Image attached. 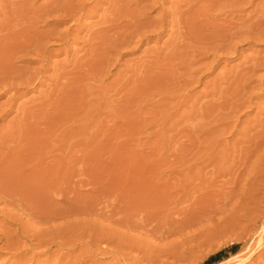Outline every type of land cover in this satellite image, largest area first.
<instances>
[{
  "label": "rangeland",
  "instance_id": "rangeland-1",
  "mask_svg": "<svg viewBox=\"0 0 264 264\" xmlns=\"http://www.w3.org/2000/svg\"><path fill=\"white\" fill-rule=\"evenodd\" d=\"M116 1L114 2L113 0L110 3L111 0H108V2L107 0H75V2L74 0H0V39L3 38L0 40V43L4 44L9 37L14 38V36L16 41L17 39H21L18 36L20 37L19 34L23 30V32L25 31L24 33H27L28 37L30 35L29 38L32 40V43L29 41L32 45L29 43L28 46L33 47L36 43L39 44V42H35L37 39L33 40L37 35L36 37L43 38L41 44H45L42 47L46 48L44 62L37 57L38 55H35L33 52L31 54V51L28 56L24 53L26 58L22 54L25 59L21 58V54L12 56L13 63L10 62V70L7 69L10 72L12 71L14 75L17 72L15 70L20 69L19 71L22 74L18 71L16 75L19 73L18 76L22 77L21 79L16 75L13 76V73L10 76L6 67H4V70L2 67L0 69V79H2L0 80V162H3L5 166L8 165V168L11 170L6 169L7 166H3L5 169L1 168V164L3 163H0V171H3L0 173L2 174L0 175V180L2 181L0 182V198H2L0 200V239L4 236L3 234L15 235L14 232L25 231L26 233L28 230L29 235L30 233L33 234L34 231L36 232L40 227L44 229L48 227L46 225H39L40 227H38V224L34 225L33 220L30 219L29 213L31 212L32 214V211L37 210L40 203L36 204V200L34 202V199H29L27 196L23 198L25 196L23 186L28 187L26 182L27 184L29 182L26 180L31 179L33 174L35 176L38 175L37 170L39 171L38 178L34 177L40 180V182L38 183L36 180V182L33 180V184L29 183L30 185H34V187L35 184L38 185L40 183H47V186L50 184V186H56L57 183L58 186V182L61 180L60 186H64L63 188H65L66 183L71 180L70 183L73 186L75 185L76 188L80 186L83 189L88 188L87 190H77L78 188L74 189L75 186H71L73 187L72 190L74 189L77 193L79 191L78 194L80 195L84 194V192L86 193V191L90 192H88L89 195H94L100 184L99 189L101 186H111L109 188L117 192L120 191L118 194L123 198L121 199L122 213L125 211L123 217L127 220L135 218L138 221L139 219L137 218H141L143 220L140 219L141 222L146 227L137 228V232V229L132 230L130 228V231L129 228L124 226L108 224L105 230L110 233L112 232L117 239L128 236L130 240L127 238L122 241H125L122 244L127 247L125 251L126 253H130V255L132 254V257L137 258L141 264H236L233 262L237 261V264H240L242 261L244 262V257L242 256H245L246 252H248V254L246 253L247 255L250 252L255 253L250 254L249 259L246 257L247 255L245 256V259H247L245 264H251V262L254 264L255 260L259 259L260 261L261 258L264 260V244H262L264 241H261L264 240L262 239L264 237H260L264 236V142H261L264 141L262 139L264 137H261L264 136V130H262L264 129L262 127L264 126V118H262L264 117L262 115L264 112L261 111L264 110V86H262L264 83L260 84L261 80L264 81L262 79L264 78V71L260 68L264 67H256V65L264 64V41H260V43L258 41L241 43L239 42L240 39H238L239 41L232 39L228 44L235 45L237 49L233 50L230 48L231 50L227 49L228 52L226 49H220L218 53L216 52L217 50L208 51V46L198 45L193 38L191 40L182 39L184 43L181 42V38H179L180 31H177V28L173 26L176 31L172 30L170 22L168 23L169 20H172V17L168 19V16L165 18V23L168 20L167 23L169 25L165 24L163 26L162 29L164 31L161 30L159 24L155 25V27L151 26V24L146 25L144 29H149L148 31L141 29V32H144V34L142 32L143 36L150 37L147 38L148 40L141 38L142 42L141 40L137 41L140 38L137 36V40L134 39V42L137 41V43L127 39V37L126 40L128 42H125L124 33H127L125 28L123 32L122 30L120 31V34L116 31V33L106 34L103 40L101 39L102 41L98 40L97 44L94 42V39L91 40V35L97 32L98 29L100 30L101 27L104 28L106 19L111 18L109 15L115 9L114 3ZM123 1L118 3L120 8L129 2V0ZM160 1L164 2L159 7H154L151 0H142V3H146L152 9L149 10L148 6L141 5L148 7L144 13L147 12L148 16L150 14L149 23L152 20L154 21V19L157 20L164 12L166 13L167 9L171 11L174 6L173 4L178 7L179 5L177 4L179 3L180 7L183 6V9L181 8L183 11L190 12L189 17L194 20L196 17L198 18H196L197 21L195 20L196 23H210L208 25H211L213 30V26L216 29L223 25L226 26L225 24L233 19L230 24H234L235 22V24H238L237 19L239 17L240 21L245 23V20L248 21L251 17L252 23L259 16L261 7H264V4H262L264 0H255L256 4L254 0L253 2L252 0H234V2L236 1L235 3L233 0L232 3H229L231 0H211L212 3L214 2L213 4H211L210 0H205V2L204 0H198V2L196 0ZM243 1H246V3ZM194 2L197 4L195 5ZM132 3H129V5L131 4L130 10L135 7ZM184 3L186 5H183ZM189 3L195 7L188 6ZM218 3H221V6ZM223 3L226 4L224 5ZM237 3L240 4L237 5ZM110 4L114 6H111V9L108 7ZM162 4H164L163 7ZM217 4L220 7L219 9L216 6ZM13 6L14 9L11 8ZM200 7H202V10H200ZM238 7H241V9ZM16 8L17 11H15ZM208 8L210 10L213 8L215 12L211 10L209 14ZM236 8L238 12L244 11L243 15L246 14L248 16L249 14V19H247L246 15L242 16L241 13H238ZM51 9H54L55 12L46 15V12ZM18 10L20 12L22 10L23 12L20 13ZM45 10L47 11L45 12ZM79 10L81 11L79 12ZM218 10L221 11V14L224 13V15H220ZM231 10L235 12L232 13ZM226 11L227 13H225ZM160 12L162 13L160 14ZM230 12L231 14H235L236 17L240 14L241 16L237 18L235 15V18L232 15L227 16L226 14ZM205 13L209 15L206 16ZM251 13H255L254 15L252 14L253 18ZM64 14L65 17H62ZM123 14L124 12L122 11ZM14 15L16 16L14 17ZM25 15H27L29 20ZM66 15H69L70 18H68L69 16L66 17ZM107 15L109 18H106ZM32 16L34 18L40 17L35 18V21ZM127 16L125 15L126 19H128ZM200 16L204 18L205 23ZM18 18H20L22 23H17L19 22ZM104 18L105 21L103 22ZM24 19L27 20L25 21ZM126 19L123 22L128 24L129 22H126ZM225 19L228 21L225 22ZM148 21L143 22L148 23ZM249 21L246 24L247 26L250 24ZM16 23L18 26L15 25ZM20 24L21 27L19 28ZM215 24H218V27ZM148 26L151 29H156L153 30L155 34L157 32V36L153 30L150 31L151 29ZM16 29L18 36L14 33L17 32L15 31ZM11 31V36L6 35L11 33ZM115 34L118 36L116 37ZM151 34L153 35L151 36ZM110 35L113 37L111 38ZM121 35H124V37H120L119 40V36ZM177 37L179 39H176ZM109 38L114 39V42ZM121 38L122 41L124 40V46H120L122 44ZM116 39L118 40L117 42ZM174 40L175 42H179L175 43ZM172 41L176 45L171 43ZM190 41L195 44L193 43L192 45ZM236 41L238 42V46L232 44L236 43ZM102 43L104 47L100 45ZM116 43H119L118 47ZM94 44L98 45V51L95 56L90 55V53L88 54L90 52L89 49ZM172 45L175 48H172ZM191 45L192 47H190ZM202 46L205 47L203 48ZM198 47L200 48L197 49ZM115 48L116 50H114ZM191 48L202 54L206 53L204 56L207 57H199L203 55L201 53L194 54L195 51ZM111 49L115 51L111 53L112 56L109 55L112 51ZM185 49L188 51L183 52ZM175 50L179 53H176ZM190 50L191 52L189 53ZM171 53L175 56V59ZM215 53H217V57L221 54L218 57L219 59L215 57ZM107 54L110 57H107ZM197 54L201 55L197 56ZM97 55L98 57H96ZM92 56L94 57L92 58ZM184 56H189V58L185 57L186 59H184ZM97 58L98 62L96 61ZM199 58L202 59L200 60ZM101 59L105 61L103 62ZM188 59L190 62L187 61ZM180 60H183L182 62L185 65H182L183 63L179 64ZM22 63L24 64L22 65ZM41 65L45 67H41L43 69L39 70V72L35 71L41 69ZM21 66L26 69H22L24 72H22ZM89 66H94L95 68ZM178 66L183 69H179ZM248 66L249 68H247ZM184 67H187V69ZM255 67L259 71H255L254 73L256 74H248ZM33 71L36 72L35 75ZM198 71L200 72L195 74ZM243 75L246 76L247 80ZM8 76L10 77L9 79L7 78ZM5 78H7L6 81ZM23 79H28V81L22 82L21 80ZM187 79L188 81H186ZM224 79L227 81H224ZM181 80L183 82L179 84L178 81ZM253 81L254 83H252ZM175 82L178 85H176L177 83L174 84ZM187 82L192 84L187 85ZM245 84L248 86V89ZM8 85H12V87L10 86V88ZM6 87H9V89L6 90ZM213 90H215V94ZM256 117L258 121H256ZM33 119H36V121L34 122ZM255 123L258 125H255ZM260 123L262 126H260ZM15 156H17L19 161L17 159V162H15ZM6 160L8 161L7 163L5 162ZM82 162H85V164ZM12 163L13 167H10L9 164ZM23 167H26V169H23ZM81 168L87 171L88 174L85 172L86 177H84ZM21 169L20 174L18 170ZM79 170L81 171V178ZM24 171L25 173L33 171L30 174L31 177L29 176L30 172H27V175ZM70 171L74 173L78 172V174L69 175L68 173H73ZM5 173L10 174V176ZM11 173L14 174L13 180L10 178L12 182L9 181V183L5 182L3 184L6 180L8 182L9 178H6L7 176L12 177ZM64 174H67L68 177H64ZM22 175H26V177ZM3 178L6 180L3 181ZM20 178H23L22 180L25 181V185H21L22 180ZM82 178H87L85 181H88L86 184L89 186L79 183H84V179L80 180ZM15 179L18 181L14 183ZM32 179L29 181L32 182ZM76 179L79 180L77 181ZM23 181L22 183H24ZM76 181L80 186L77 183V185L74 184ZM89 181L91 183L96 182L97 187H93V189L96 188L95 190L92 189L91 191L90 187L95 182L91 184ZM14 184L15 186L19 185V187H22H17L21 192H19V189L17 190L19 195L23 193L20 196L23 202H20V198L18 197H16L18 199L14 197L12 201L5 196L6 194L12 195L9 193V189ZM2 188L4 190L9 189L4 191ZM74 190L73 192H75ZM33 191L29 192V196L36 194L35 190ZM73 192L70 193L73 194ZM77 193H74V196L76 194L75 197L72 194L69 196L66 194V197L67 199L76 198ZM88 193L84 195L87 196ZM127 194L128 196L126 197ZM84 195L81 197L84 198ZM42 196L43 194L41 193ZM26 198H28V201ZM110 200L112 201V198ZM29 201L36 205L26 204ZM111 201L109 205L113 207ZM14 202L19 203L16 205ZM20 203L24 205L22 204L21 206ZM7 205L9 210L7 209ZM25 205L32 207H26ZM12 206H16V208ZM20 206L22 209H17ZM3 208L4 210H2ZM12 208H15L17 211L19 210V214L14 209L12 210V214ZM31 208H34V210H31ZM135 210L138 214H136ZM131 211L135 214L131 213ZM24 214H26L25 217ZM72 217H69L70 220L62 218L69 221L76 220L75 222H70L71 224L62 219H58L57 221L59 222L56 220L51 222L49 226L53 229L51 231L56 229L55 231L61 232L62 230L61 233H65L63 234L64 237L70 236L69 238H71L73 235L75 237L77 232L79 233L80 230L85 228L87 232L93 231L95 233V231H98L97 229L100 230L103 222L96 218V216H90L94 217V219L89 216L87 218L84 215L83 217L81 215ZM78 218L82 220L81 223L83 224L79 223ZM82 218H84V222ZM21 219H24L25 223ZM87 220L88 222H86ZM90 220L96 221L92 222ZM15 222H17L18 226H23L18 227ZM60 222L64 225L58 227L59 224L57 225V223ZM52 226L56 227L53 228ZM61 226L66 229L64 228L63 230ZM20 228L22 229L21 231ZM92 228L95 230H92ZM67 230L70 232L69 235ZM122 234L125 236H122ZM126 241L128 242L126 243ZM131 242L133 243L130 244ZM255 244H260V246H257L260 248H257ZM234 246H236L235 249H232ZM3 247L5 248L0 243V251L2 250L0 252V264L25 263L24 260L21 261L22 258L17 257L18 253H15V249L10 248L9 250H12L9 251L2 249ZM253 247L257 249L254 248V250L252 249ZM7 251L10 253H7ZM12 251L15 255L11 253ZM259 251L262 254L258 253ZM16 252L18 251L16 250ZM216 256L219 257L216 259ZM42 257L46 258L44 255H39L37 257L38 260H36L37 262L32 261L29 264H43L42 260L44 261L45 258L43 259ZM257 261L255 264H257ZM128 262L127 260L126 263L128 264ZM243 262L241 264H244ZM259 263L264 264V261H260ZM129 264L132 263L129 262Z\"/></svg>",
  "mask_w": 264,
  "mask_h": 264
},
{
  "label": "bare ground",
  "instance_id": "bare-ground-1",
  "mask_svg": "<svg viewBox=\"0 0 264 264\" xmlns=\"http://www.w3.org/2000/svg\"><path fill=\"white\" fill-rule=\"evenodd\" d=\"M110 1V0H109ZM112 1L113 0H111V2L110 3H112ZM123 0H117L116 1V3H114L115 2V0H114V6H115V9H113L112 10V14H108L109 16H111V18H109V16L107 15L106 16V18L108 17L109 19H106V22H105V24H104V28H100V30L98 29V31L97 32H95V33H92V35H91V40L92 39H94L95 41V43H97L98 44V40H103V37H105V35L106 34H109V33H114L115 31L116 32H119V34L121 33L120 31L122 30V32H123V29H125L126 28V30H127V33L125 34L124 33V35H125V42H128L127 40H126V37H127V39H129V40H133V42H134V39L135 40H137V36H139L138 38V40L137 41H140L141 40V38H144V39H146V40H148L147 38L149 37V36H146L145 37V35L143 36L142 35V32H141V29H143L144 31L145 30H149V29H144V28H146V25H150L151 24V26H153V27H155V25L157 26V24H159V26H160V28H161V30H163L162 28H163V26H165V24H168L169 22H170V26H171V28H172V30L176 27L177 28V31L179 30L180 31V33H179V38H181V42H183L184 43V41L183 40H185V39H189V40H191L192 38L195 40V42H197L198 43V45L200 44V46L201 45H206V46H208V51H210V50H217L216 52L218 53V50H225L226 49V51H227V49H233V50H235V49H237L236 48V46L234 45H229L228 43L229 42H231L230 40H234V39H236V40H238V39H240V41L239 42H252V41H258L259 43H260V41H264V7H261L260 9H261V11H260V14H259V16L256 18V20L255 21H252V23H251V17H250V19L248 18V16H249V14H248V12H247V14H248V16H247V19H249L248 21H249V23L250 24H248V26L246 25L247 24V20H245L246 21V23L245 22H242V21H240V17L239 16H241V14H242V16H245V15H243V12H238V9L236 10L238 13H241L240 15H238L237 17H239L237 20H238V24H230V22H232L233 20H231L229 23H226L225 25L226 26H222V27H219V28H215V26H213L214 27V30H213V28H211V25L209 26L208 24H210V23H208L207 24V22H206V24H198V23H196L195 22V20H196V18H195V20L193 19V18H191V17H189V13L190 12H187L186 10L185 11H183L182 9V7H180V4L178 3H176L177 5H179L178 7L177 6H175V4H173L174 6L172 7V9H171V11H168V9H167V11H166V13L164 12L157 20H155L154 19V21L152 20L150 23H149V21L148 20H150V18H149V16H150V14H149V16L146 14V13H144L145 12V10H146V8H148L149 6L145 3H142V0H135V1H133V0H129V2H127L128 4H126L124 7H119V5H118V3H121ZM150 1V0H149ZM152 2V6H154V7H156V6H160L161 5V3H163V2H161L160 0H151ZM184 1V0H183ZM182 1V2H183ZM188 1H191V0H188ZM193 1V0H192ZM197 2H198V0H196ZM206 1H209V0H206ZM211 1V0H210ZM220 1H222V0H220ZM227 1V0H226ZM229 1V0H228ZM237 1V0H236ZM235 1V2H236ZM239 1V0H238ZM257 1V0H256ZM7 2V1H6ZM10 2V1H9ZM67 2V1H66ZM70 2V1H69ZM74 2H75V0H74ZM107 2H108V0H107ZM124 2V1H123ZM131 2H133L132 3V5H134L135 7H134V9L132 8V10H130V6H131V4L129 5V3H131ZM144 2V1H143ZM147 2V1H146ZM204 2H205V0H204ZM217 2V1H216ZM233 2H234V0H233ZM234 2V3H235ZM243 2H245L246 3V1H243ZM249 2V1H248ZM251 2V1H250ZM252 2H253V0H252ZM251 2V3H252ZM262 2H264V1H262ZM3 3V2H2ZM8 3V2H7ZM99 3V2H98ZM151 3H150V5H151ZM191 3V2H190ZM190 3L188 4V6H192V5H190ZM195 3V5L197 4L196 2H194ZM199 3H200V1H199ZM202 3V2H201ZM207 3V2H206ZM214 3V2H213ZM212 3V1H211V4H213ZM229 3H232V0H231V2L229 1ZM233 3V4H234ZM244 3V4H245ZM251 3H249L250 5H251ZM254 3L256 4V2H255V0H254ZM13 4V3H12ZM12 4H10V5H12ZM19 4V3H18ZM65 4V3H64ZM107 4H109V3H107ZM145 5V6H148V7H144V6H141V5ZM182 4V3H181ZM205 4V3H204ZM209 4V3H208ZM218 4H220V6H221V3H218ZM218 4L216 5V6H218ZM224 5L226 4V3H223ZM222 4V5H223ZM238 4H240V3H237V5ZM254 4V5H255ZM262 4H264V3H262ZM14 6H15V4H13ZM21 5V4H20ZM71 5V4H70ZM113 5V4H112ZM111 4L110 5H108V7H110V9H111V6H112ZM124 5V4H123ZM163 5L164 4H162V7H163ZM183 5H186L185 3L183 4ZM199 5V4H198ZM227 5H228V2H227ZM235 5V4H234ZM259 5H261V3H259ZM14 6L13 7H11V8H13L14 9ZM79 6H80V4H79ZM97 6H98V4H97ZM114 6H112V7H114ZM206 6V5H205ZM212 6V5H211ZM215 6V7H216ZM257 6H258V4H257ZM20 7V6H19ZM24 7V6H23ZM161 7V8H162ZM187 7V6H186ZM193 7H195V6H192V8ZM209 7V6H208ZM214 7V8H215ZM229 7H231V6H229ZM245 7H246V5H245ZM248 7H250V6H248ZM252 7V6H251ZM259 7V6H258ZM10 8V9H11ZM21 8V7H20ZM63 8H65V7H63ZM68 8V7H67ZM70 8V7H69ZM79 8H81V7H79ZM150 8V7H149ZM160 8V9H161ZM182 8V9H181ZM201 8V9H200ZM200 8H198V9H200V10H202V7H200ZM203 8H204V5H203ZM220 7L218 6V9H219ZM224 8V7H223ZM222 8V9H223ZM226 8V7H225ZM239 8V7H238ZM55 9V8H54ZM54 9H51V10H45V12H46V15H50V14H53L54 12H55V10ZM73 9V8H72ZM84 9V8H83ZM165 9V8H164ZM187 9V8H186ZM189 9V8H188ZM191 9V8H190ZM197 9V10H198ZM209 9V8H208ZM221 9V10H222ZM232 9V8H231ZM239 9H241V7L239 8ZM244 9V8H243ZM242 9V10H243ZM259 9V10H260ZM62 10V9H61ZM75 10V9H74ZM149 10H152L151 8L149 9ZM193 10V9H192ZM204 10V9H203ZM211 10H213V8L211 9ZM210 9H209V14H210V11H211ZM234 10V9H233ZM255 10V9H254ZM11 12H12V10H10ZM15 11H17V8H16V10ZM14 11V12H15ZM19 12H20V10H18ZM59 11H60V9H59ZM63 11H64V9H63ZM81 10H79V12H80ZM122 11L124 12V16L122 15ZM162 11V10H161ZM193 11H196V10H193ZM205 11H207V10H205ZM214 11V10H213ZM229 11V10H228ZM241 11V10H240ZM252 11V10H251ZM256 11V10H255ZM21 12H23L22 10H21ZM20 12V13H21ZM42 12H44L43 10H42ZM41 12V13H42ZM74 12V11H73ZM109 12V13H110ZM127 12H129V13H127ZM151 12V11H150ZM196 12H198V11H196ZM200 12V11H199ZM215 12V11H214ZM220 12V15H224V13H222L221 14V11H219L218 10V13ZM231 12H232V10H231ZM231 12L230 13H228V14H230V15H228V14H226L227 16H233V18H235L236 17V15L235 14H231ZM233 12H235V11H233ZM232 12V13H233ZM20 13H18V15H20ZM38 13V12H37ZM48 13V14H47ZM71 13H72V10H71ZM127 13V14H126ZM162 12H160V14H161ZM208 13V12H207ZM225 13H227V11L225 12ZM246 13V12H245ZM11 14V13H10ZM14 14V13H13ZM56 14H57V11H56ZM67 14V13H66ZM69 14V13H68ZM209 14H207V15H209ZM211 14H213L212 12H211ZM253 13H251V15H252ZM255 14V13H254ZM253 14V15H254ZM8 15V14H7ZM12 15V14H11ZM17 15V14H16ZM16 15H14V17L16 16ZM17 15V16H18ZM44 15V14H43ZM125 15H128L127 16V18L128 19H126V17H125ZM191 15V14H190ZM194 15V14H193ZM205 15H206V13H205ZM206 15V16H207ZM234 15H235V17H234ZM253 15H252V18H253ZM5 16V15H4ZM24 16V15H23ZM26 17H27V15H25ZM69 15H66V17H68ZM169 16V18L168 19H170V17H172L171 19V21L169 20H167L168 21V23H167V21H166V23H165V18H167ZM212 16H215V15H212ZM256 16V15H255ZM254 16V17H255ZM9 17H10V15H9ZM12 17V16H11ZM26 17H24V18H26ZM33 17V16H32ZM38 17H40V16H38ZM38 17H35V18H38ZM62 17H65V14H64V16H62ZM61 17V18H62ZM123 17H125V18H123ZM151 17V16H150ZM236 17V18H237ZM20 18H21V20H22V17L20 16ZM20 18H18L19 19V22H17V23H20L21 22V20H20ZM34 18V17H33ZM34 18V19H35ZM52 18V17H51ZM68 18H70V16L68 17ZM153 18V17H152ZM155 18V17H154ZM200 18L201 19H203V22H204V18H202L201 16H200ZM227 18V17H226ZM231 18V17H230ZM17 19V18H16ZM27 19H28V17H27ZM26 19V20H27ZM31 20H32V18H30ZM40 19V18H39ZM124 19H126V22H129L128 24H125L124 22H123V20ZM198 19V18H197ZM209 19H210V16H209ZM243 19V18H242ZM25 20V19H24ZM25 20V21H26ZM29 20V19H28ZM129 20V21H128ZM221 20V19H220ZM254 20V19H253ZM17 21V20H16ZM23 21V20H22ZM33 21V20H32ZM35 21H36V19H35ZM38 21H40V20H38ZM105 21V18H104V20H103V22ZM143 21H145V22H147L148 21V23H145V22H143ZM197 21V20H196ZM209 22H210V20H208ZM215 21H217V20H215ZM226 21H228V20H226L225 19V22ZM219 23H220V21H218ZM222 22V21H221ZM224 22V23H225ZM17 23L15 24V25H17ZM22 23V22H21ZM31 23V22H30ZM171 23H172V25H171ZM205 23V22H204ZM212 23H213V19H212ZM216 23V22H215ZM218 23V24H219ZM223 23V24H224ZM6 25H7V23H5ZM218 24L216 25V27H218ZM221 24V23H220ZM228 24V25H227ZM103 25V24H102ZM107 25V26H106ZM145 25V26H144ZM169 25V24H168ZM214 25V24H213ZM9 26V25H8ZM18 26V25H17ZM106 26V27H105ZM174 28H173V27ZM198 26H200V27H198ZM3 27V26H2ZM21 27V24H20V26H19V28ZM24 27V26H23ZM32 27V26H31ZM149 27V26H148ZM147 27V28H148ZM167 27V26H166ZM169 27V26H168ZM6 28V27H5ZM9 28H11V27H9ZM9 28H7V29H9ZM30 28V27H29ZM150 28V27H149ZM159 28V29H160ZM170 28V27H169ZM170 28V29H171ZM6 29V30H7ZM23 29V28H22ZM25 29V28H24ZM151 29V28H150ZM153 29H155V28H153ZM153 29H151L150 31H152ZM159 29H157V30H159ZM216 29V30H215ZM5 30V31H6ZM25 30H27V29H25ZM125 30V31H126ZM156 30V29H155ZM171 30V32H173ZM175 31H176V29H174ZM2 31H4V30H2ZM15 31H17V29L15 30ZM22 31V32H21ZM20 32H21V34H19L20 35V37L17 35V33H18V31L17 32H14L15 33V35L16 36H18V38H21V39H17V41H16V39H14L15 38V36H14V38H11V37H9V39H7L6 41H5V43L4 44H1L0 43V69H1V67H2V69L4 70L5 68L4 67H6V70H7V72L10 70L9 69V67H10V62H12V56H14V55H18V54H21V58H24L23 57V55H24V53L28 56V54H29V52L31 51V54H32V52L35 54V55H38L37 57H39L40 59H42V61L44 62V60L43 59H45L46 57L44 56V54H45V52H46V48L45 47H42L43 45H45V44H41L42 42H43V38H41V37H36L37 35L36 34H33V35H36L34 38H33V40L35 41L36 39V41L35 42H39V44H35V45H33V47L32 46H28L29 45V43L32 41V40H30V35H29V37H28V35H27V33H24L23 32V30H21ZM28 31V30H27ZM149 31V32H150ZM164 31V30H163ZM7 32V31H6ZM9 32V31H8ZM28 32H31V31H28ZM115 32V33H116ZM153 32H154V30H153ZM158 32H162V31H158ZM32 33V32H31ZM34 33V32H33ZM11 34H12V31H11V33H9V34H6V35H8V36H11ZM141 34V35H140ZM143 34H144V32H143ZM145 34H146V32H145ZM154 34H155V32H154ZM156 34H157V32H156ZM155 34V35H156ZM3 35V34H2ZM51 35V34H50ZM113 35V34H112ZM112 35H110V37L112 38L113 36ZM116 35V34H115ZM124 35H121V36H119V40H120V37H124ZM150 35V34H149ZM153 34H151V36H152ZM177 36H178V34H176ZM7 36V37H8ZM118 35H116V37H117ZM157 36V35H156ZM159 36V35H158ZM173 36V35H172ZM175 36V35H174ZM0 37H1V35H0ZM12 37H13V35H12ZM116 37H114V38H116ZM176 37V36H175ZM62 38V37H61ZM111 38H109V39H111ZM150 38V37H149ZM152 38V37H151ZM174 38V37H173ZM178 37L176 38V39H179ZM1 39H3V38H1ZM0 39V40H1ZM108 39V41H110ZM118 39V38H117ZM116 39V42L118 41ZM124 39V38H123ZM175 39V38H174ZM183 39V40H182ZM5 40V39H4ZM101 40V41H102ZM112 41L114 40V39H111ZM30 41V42H29ZM33 41V42H34ZM90 41V40H89ZM97 41V42H96ZM121 41H122V38H121ZM137 41L136 42H134V43H137ZM4 42V41H3ZM88 42V41H87ZM92 42V41H91ZM91 42H89V43H91ZM94 42H92V43H94ZM100 42V41H99ZM114 42V41H113ZM141 42H142V40H141ZM174 42H175V40H174ZM173 41L171 42V43H174ZM177 42H179V41H176L175 43H177ZM180 42V43H181ZM191 42V41H190ZM257 42V43H258ZM32 43V42H31ZM30 43V44H31ZM88 43V44H89ZM91 43V44H92ZM132 43V42H131ZM174 43V44H175ZM186 43H188L187 41H186ZM194 43V42H193ZM193 43L191 42V44L193 45ZM237 41H236V43H232V44H236L237 45ZM40 44H41V46H40ZM97 44H94V45H92L91 46V48L89 49V51L90 52H88V54L90 53V55H96V52L98 51V45ZM109 44V43H108ZM117 44V47L119 46V43H116ZM124 44V40L122 41V44L120 45V46H124L123 45ZM127 44V43H126ZM130 44V43H129ZM173 44V45H174ZM195 44V43H194ZM248 44V43H247ZM250 44V43H249ZM32 45V44H31ZM90 45V44H89ZM100 45H103V43L102 44H100ZM173 45H172V48H175V46L173 47ZM176 45V44H175ZM180 45V44H179ZM185 45V44H184ZM188 45H190V44H188ZM187 45V46H188ZM192 45L190 46V47H192ZM227 45H229V46H227ZM244 45V44H243ZM127 46V45H126ZM182 46V45H181ZM195 46V45H194ZM238 46V45H237ZM103 47H104V45H103ZM103 47H101V48H103ZM115 47V46H114ZM116 47V48H117ZM185 47H186V45H185ZM203 47V46H202ZM205 47V46H204ZM203 47V48H204ZM113 48V47H112ZM116 48L114 49V50H116ZM200 47H198L197 49H199ZM207 48V47H206ZM239 48V47H238ZM106 49H108V48H106ZM191 49H193V51H195V53L194 54H196V53H201V52H199V51H197V50H194V48H191ZM230 49V50H231ZM100 50V49H99ZM112 50V49H111ZM114 50H112L111 52H110V54H109V52H108V54L109 55H111V53H114L115 51ZM201 50V49H200ZM106 51V50H105ZM108 51V50H107ZM176 51V50H175ZM174 51V52H175ZM178 51H181V50H178ZM186 51H188V50H184L183 52H186ZM192 51V52H193ZM202 51V50H201ZM207 51V52H208ZM104 52V51H103ZM102 52V53H103ZM173 52V53H174ZM191 52V50L189 51V53ZM215 52V51H214ZM228 52V51H227ZM231 52V51H230ZM229 52V53H230ZM234 52V51H233ZM238 52V51H237ZM2 53V54H1ZM117 53V52H116ZM176 53H179V52H177L176 51ZM176 53H175V55H176ZM188 53V54H189ZM217 53H215V57H217L216 56V54ZM220 53V52H219ZM221 53H223L222 51H221ZM226 53V52H225ZM228 53V54H229ZM236 53V52H235ZM23 54V55H22ZM107 54V57L109 56ZM172 54V53H171ZM181 55H182V53H180ZM184 54V53H183ZM193 54V53H192ZM202 54V53H201ZM201 54H197V56L198 55H201ZM206 54V53H205ZM205 54H202L203 56H199V57H207V56H204ZM231 54V53H230ZM234 54V53H233ZM173 55V54H172ZM178 56H179V54H177ZM180 55V56H181ZM186 55H187V53H186ZM208 55V54H207ZM212 55V54H211ZM221 55V54H220ZM220 55H218V57L220 56ZM223 55V54H222ZM224 55H226V54H224ZM25 56V55H24ZM94 56H92V58L94 57ZM99 56H101V55H99ZM106 56V55H105ZM112 56V55H111ZM174 56V55H173ZM191 57H192V55H190ZM196 58H197V56L196 55H194ZM209 56V55H208ZM36 57V58H37ZM96 57H98V55L96 56ZM110 57V56H109ZM177 57V56H176ZM185 57H187V56H184V59H186ZM217 57V58H218ZM19 58V57H18ZM25 58H26V56H25ZM24 58V59H25ZM91 58V59H92ZM102 58V57H101ZM183 58V57H182ZM187 58H189V56L187 57ZM202 58H199L200 60L202 59ZM27 59H29L28 57H27ZM174 59H175V56H174ZM191 59V58H190ZM193 59V58H192ZM195 59V58H194ZM219 59V58H218ZM19 60V59H18ZM34 60V59H33ZM24 61V60H23ZM22 61V62H23ZM26 61V60H25ZM28 61V60H27ZM30 61V60H29ZM41 61V62H42ZM97 62H98V58H97V60H96ZM101 61H103V59H101ZM105 61V60H104ZM103 61V62H104ZM179 61V60H178ZM181 62H179V64L180 63H183L182 65H185L184 64V62H182L183 60H180ZM187 61H189L190 62V60L188 59ZM192 61V60H191ZM255 61V60H254ZM21 62V61H20ZM31 62H35V61H31ZM40 62V61H39ZM174 62H175V60H174ZM194 62V61H193ZM195 62L197 63V61L195 60ZM252 62H253V60H252ZM7 63H8V65H7ZM13 63V62H12ZM25 63V62H24ZM24 63H22V65L24 64ZM28 63V62H27ZM95 63V62H94ZM106 63H107V60H106ZM173 63V62H172ZM176 63H178V62H176ZM200 63V62H199ZM256 63V62H255ZM21 64V63H20ZM29 64V63H28ZM32 64V63H31ZM31 64H30V66H31ZM35 64V63H34ZM201 64V63H200ZM252 64V63H251ZM261 64V63H260ZM103 65V64H102ZM104 65H105V63H104ZM103 65V66H104ZM255 65V64H254ZM13 66H14V64H13ZM26 66V65H25ZM202 66V65H201ZM203 66H205V65H203ZM253 66V65H252ZM251 66V67H252ZM41 67H43V65H41L40 66V68ZM45 67V66H44ZM43 67V68H44ZM89 67H94V66H89ZM256 67H264V64H261V65H256ZM256 67H255V69H256ZM9 70H8V69ZM19 68V67H18ZM18 68H15V69H18ZM24 67H22L21 66V70L23 69ZM43 68H41V69H38V70H35V71H37V72H39V70H42ZM95 68V67H94ZM178 68L179 69H183V68H180L179 66H178ZM184 68H186L187 69V67H184ZM247 68H249V66L247 67ZM201 69V68H200ZM202 69H203V67H202ZM201 69V70H202ZM252 69V68H251ZM254 69V68H253ZM250 70V71H252V72H250V73H248V74H251V73H254L255 71H259L258 69H256V70ZM260 69H262V71H264V68H260ZM3 70H2V72H3ZM6 70H5V72H6ZM20 69H18V70H15V72L17 71H19ZM24 70H26L25 68H24ZM28 70V69H27ZM193 70V69H192ZM197 70H198V68H197ZM249 70V69H248ZM30 71H31V68H30ZM183 71V70H182ZM195 71V70H194ZM17 72H16V74H17ZM22 72H24L23 70H22ZM34 72V71H33ZM186 72V71H185ZM184 72V73H185ZM196 72V71H195ZM194 72V73H195ZM200 71H198L197 73H195V74H198ZM243 72H245V71H243ZM9 73H10V76H11V73H13L12 71L10 72L9 71ZM19 73H21V71H19ZM19 73H18V75H19ZM35 73L36 72H34L33 74L35 75ZM183 73V74H184ZM189 73V72H188ZM259 73V72H258ZM257 73V74H258ZM3 74H5V73H3ZM3 74H2V77H3ZM7 75H8V73H6ZM15 74V75H16ZM22 74V73H21ZM24 74V73H23ZM26 74V73H25ZM27 74H29V73H27ZM32 74V73H31ZM39 74V73H38ZM187 74V73H186ZM195 74H193V75H195ZM244 74V73H243ZM248 74H245V75H248ZM254 74H256V73H254ZM14 75V73H13V76H15ZM18 75H16V76H18ZM242 75V74H241ZM245 75H243V76H245ZM1 76V75H0ZM22 76H25V75H22ZM240 76V75H239ZM249 76V75H248ZM252 76V75H251ZM179 77H180V75H179ZM184 77V76H183ZM192 77H194V76H192ZM254 77V76H253ZM8 79L10 78L9 76L7 77ZM7 78H5V81L7 80ZM14 78V77H13ZM18 78H22V77H19L18 76ZM181 78H182V76H181ZM180 78V79H181ZM191 78V77H190ZM195 78V77H194ZM198 78V77H197ZM244 78H246V76L244 77ZM243 78V79H244ZM3 79H4V77H3ZM192 79V78H191ZM227 79V78H226ZM226 79H224V81L226 80ZM237 79V78H236ZM253 79H255V78H253ZM259 79H261V78H259ZM262 79H264V78H262ZM0 80H2V79H0ZM184 80H185V77H184ZM196 80V79H195ZM198 80V79H197ZM223 80V79H222ZM228 80V79H227ZM226 80V81H227ZM246 80H247V78H246ZM246 80H243V81H246ZM4 81V80H3ZM22 82L23 81H25V82H27L28 81V79H23V80H21ZM186 81H188V79L186 80ZM190 81V80H189ZM194 81V80H193ZM201 81V80H200ZM221 81V80H220ZM241 81V80H240ZM239 81V82H240ZM254 81H256V80H254ZM254 81L252 82V83H254ZM260 81V80H259ZM259 81H258V83H259ZM179 82V84H180V82H183L182 80L181 81H178ZM257 82V81H256ZM261 83L260 84H262V83H264V81H260ZM177 82H175L174 84H176ZM221 83V82H220ZM223 83V82H222ZM244 83V82H243ZM248 83V82H247ZM250 83H251V80H250ZM3 84V83H2ZM173 84V83H172ZM183 84V83H182ZM181 84V86L183 87V88H185L183 85ZM188 84H192V83H188L187 82V85ZM196 84V83H195ZM198 84H199V82H198ZM259 84V85H260ZM176 85H178V83L176 84ZM197 85V84H196ZM200 85V84H199ZM251 85V84H250ZM253 85V84H252ZM259 85H258V87H259ZM6 86H7V84H6ZM9 86V85H8ZM11 87H12V85H10ZM9 86V87H10ZM21 86V85H20ZM245 86H246V84H245ZM262 86H264V85H262ZM261 86V87H262ZM0 87H1V84H0ZM9 87L6 89V90H8L9 89ZM10 87V88H11ZM247 87V89H248V86H246ZM249 87H251V86H249ZM3 88V87H2ZM1 88V89H2ZM176 88H177V86H176ZM178 88H179V86H178ZM240 88H242V87H240ZM255 88V87H254ZM181 89V88H180ZM216 89V88H215ZM245 89V88H244ZM250 89V88H249ZM177 90H179V89H177ZM184 90V89H183ZM178 92V91H177ZM215 92V90H213V93ZM215 94V93H214ZM181 98H182V96H181ZM178 102V101H177ZM179 102H180V99H179ZM178 105V104H177ZM262 112H264V110H261ZM261 113V112H260ZM35 114V113H34ZM261 115V114H260ZM262 115H264V114H262ZM36 116V115H35ZM34 116V117H35ZM258 116V115H257ZM32 117H33V115H32ZM36 118V117H35ZM261 118V117H260ZM262 118H264V117H262ZM34 120V122L36 121V119H33ZM260 120H262V119H260ZM256 121H258L257 120V117H256ZM260 122V121H259ZM259 122H257V123H259ZM262 123V122H261ZM261 123H260V126H262L261 125ZM255 125H258V124H256L255 123ZM262 127H264V126H262ZM262 130H264V129H262ZM259 133H261L260 131H259ZM258 133V134H259ZM258 134H256V135H258ZM262 134V133H261ZM245 136H248V135H245ZM258 137V136H257ZM261 137H264V136H261ZM254 138H255V136H254ZM262 139H264V138H262ZM255 141V140H254ZM260 141V140H259ZM261 142H264V141H261ZM257 145V144H256ZM8 155V154H7ZM7 155H6V157H7ZM1 157V156H0ZM10 157V156H9ZM20 157V156H19ZM3 158V157H2ZM5 158V157H4ZM14 158V157H13ZM25 158H26V156H25ZM17 156H15V162H17ZM22 159H24V158H22ZM4 160V159H3ZM8 160V159H7ZM5 161L6 163L8 162V161ZM11 160V159H10ZM26 160V159H25ZM18 161H19V159H18ZM0 163H3V162H0ZM83 163V162H82ZM4 164V163H3ZM3 164H1V168H4L3 166H5V164L3 165ZM83 164H85V162L83 163ZM10 165V167H13L12 165H13V163L12 164H9ZM7 166V167H6ZM5 167H6V169H8L9 171H11L9 168H8V165H6ZM83 167H84V165H82ZM86 166V165H85ZM14 167H17V166H14ZM0 168V169H1ZM85 168V167H84ZM5 169V168H4ZM3 169V170H4ZM16 169H18V168H16ZM23 169H26V167L24 168L23 167ZM32 170V169H31ZM34 171H35V169H33ZM72 170V169H71ZM81 170H82V172L84 173V177H86L85 176V172L87 173V171L86 170H84V169H82L81 168ZM84 170V171H83ZM7 171V170H6ZM20 171H22V169L21 170H18V173H20L21 174V172ZM74 171V170H73ZM73 171H70V172H73ZM78 171V170H77ZM77 171H75V172H77ZM80 171V170H79ZM1 172H3V171H0V173ZM28 173H29V176L31 177V173L33 172V171H27ZM26 172V173H27ZM36 172H38V175H39V171H37L36 170ZM10 173V172H9ZM17 173V174H18ZM24 173H25V171H24ZM25 173V174H26ZM28 173H27V175H28ZM65 173H68V172H65ZM6 174V173H5ZM12 174V173H11ZM69 175H72V174H75V175H77L78 174V172L77 173H68ZM88 174V173H87ZM0 175H2V174H0ZM6 175H8V174H6ZM5 175V176H6ZM13 175L14 174H12L11 176L12 177H8V176H10V174L6 177V178H9L8 179V182H7V180L5 179V178H3V181L4 180H6V181H4L3 182V184L6 182V183H9V181H10V178H12L11 180H13ZM38 175H34L33 174V176H32V182H30L31 181V179H24V180H26V181H28L29 183H32L33 184V180L35 181H37L38 183L40 182V180H37L36 178H38L37 176ZM65 176L64 177H68V175L67 174H64ZM74 175V177L76 178V176ZM80 178H81V171H80ZM78 175V176H79ZM15 176H17V175H15ZM14 176V177H15ZM18 176H20L19 174H18ZM17 176V177H18ZM22 176H25L26 177V175H22ZM21 176V177H22ZM36 178H35V177ZM73 176V175H72ZM25 177H23V178H25ZM71 177V176H70ZM89 177V176H88ZM23 178H20L21 180L23 179ZM62 178V177H61ZM100 178V177H99ZM1 179V178H0ZM19 179V180H20ZM39 179H40V177H39ZM55 179V178H54ZM64 179H66V178H64ZM70 179V178H69ZM69 179H67L68 181H69ZM84 178H82V179H80V180H83ZM87 178H85L84 179V183H82V182H79L81 185L82 184H86V182H88V181H85ZM95 179H97V178H95ZM56 180V179H55ZM54 180V181H55ZM66 180V181H67ZM77 181L79 180V179H76ZM92 180H93V178H92ZM15 181H18L17 179H15L13 182L15 183ZM23 181V180H22ZM22 181H21V185H25V181H23L24 183H22ZM35 181V182H36ZM57 181V180H56ZM61 181V180H60ZM60 181L58 182L59 183V185L57 186V183H56V186H47V183L45 184V183H43V184H35V182H34V184H35V187H34V185H30L29 183V185L27 184V182H26V185L28 186V187H25V186H23V189H25L24 191H23V193H25L24 195V197L23 198H25L26 196L29 198V199H34L33 201L34 202H36V204L37 203H40L39 204V208H37V210H35V211H32L33 213L31 214V212L29 213L30 215L29 216H31V218L30 219H32L33 220V224L34 225H36V224H38V227H40L39 225H46V226H48V227H46L45 229L43 228H41L40 227V229H35L36 230V232L34 231L33 232V234H29L28 235V230H27V232L25 233V231L24 232H14L15 233V235L13 234V235H6V234H3L4 236H2V238L0 239V243H1V245L3 244V246H5V248L3 247L2 249H4V250H9L10 248H13V249H15V253L17 254V257L19 258L20 257V259L22 258V260L21 261H23L24 260V264H29V263H31L32 261H36V260H38V258L37 257H39V255H44V256H46V258L45 257H42L43 259L45 258V260L43 261L42 260V262H43V264H124V263H126L127 262V260L130 262V263H132V264H138V263H140L139 262V260L137 259V258H134V257H132L131 255H130V253H126V248L127 247H125L122 243H124V242H122L123 241V239H129V237L128 236H126V238L125 237H121V239H120V237H119V239H117V237L115 236V235H113L112 234V232L110 233L109 231H106L105 229H106V227H108V224L109 225H116V226H124V227H126V228H129V230L131 231V229L130 228H132V230L133 229H137V228H140V227H146V225H143V222H141V218H137V219H139V221L138 220H136L135 218V220L134 219H125L124 217H123V214L125 213V211H124V213H122V211H123V209L121 208V206H122V202H121V199H123V198H121L120 197V195L118 194V193H120V191L119 192H117V191H115L114 189H112V188H109V187H111V186H109V187H100V189H99V186L101 185H99L98 186V190H97V192L95 191V193H94V195H89V193L86 191V193H88L87 194V196H85L86 195V193L84 192V194H82V195H80V194H78L79 193V191H78V193L74 190V189H77L76 188V186H75V188L73 189L75 192H73V190H72V188L74 187L73 186V184H71L70 182H71V180H70V182H68V183H66V181H65V183H66V185H65V188H63V187H61L60 186ZM77 181L74 183V184H76L77 183ZM0 182H2L1 180H0ZM10 182H12V181H10ZM53 182V181H52ZM90 182V181H89ZM95 182V181H94ZM94 182H90L91 184H93ZM98 182V181H97ZM19 183H20V181H19ZM19 183H17V184H19ZM49 183H51V182H49ZM48 183V184H49ZM54 183V182H53ZM65 183H63V184H65ZM2 184V183H1ZM16 184V185H17ZM47 186H45V185ZM62 184V183H61ZM78 184V183H77ZM76 184V185H77ZM20 185V184H19ZM19 185H17V186H15V184L13 185V186H10V187H12V188H10L9 186V193L10 194H12V195H8V194H1V195H5V196H7V198H9V200H12L14 197L16 198V197H18V198H20V202H23V201H21V198L22 197H20V196H22L23 195V193H22V195H19V192H21V190L19 189V188H22L21 186L19 187ZM43 185V186H42ZM87 186H89L88 184H86ZM95 185V186H94ZM94 185H91L90 187H91V191H92V189H93V187H97V184H96V182H95V184ZM71 186H73V187H71ZM78 186H80L79 184H78ZM104 186V185H103ZM106 186H108L107 184H106ZM17 187H19V188H17ZM85 187V186H84ZM89 187V188H90ZM119 187V186H118ZM4 188H6V187H4ZM4 188H2L3 190H4ZM81 186L77 189V190H82L83 188H81ZM8 189H5L6 191L8 190ZM17 189H19V192H18V190ZM88 189V188H87ZM86 188H84L83 190H87ZM96 189V188H95ZM95 189H93V190H95ZM4 190V191H5ZM33 190H35V195H31V193H30V195L31 196H29V192L30 191H32V192H34ZM1 192V191H0ZM3 192V191H2ZM70 192H73V194L72 193H70ZM81 192V191H80ZM5 193V192H4ZM41 193L43 194V196L41 197ZM69 193V194H68ZM74 193H77V197L76 198H73V199H67V197H66V194L69 196V195H73L74 196ZM82 193V192H81ZM21 194V193H20ZM84 195V198L83 197H81V196H83ZM75 196H76V194H75ZM74 196V197H75ZM91 196V197H90ZM123 196V195H122ZM128 196V194L126 195V197ZM1 197H3V196H1ZM72 197V196H71ZM4 198V197H3ZM18 198H16V199H18ZM28 198H26L27 199V201H28ZM112 198V201L110 200ZM6 199V198H5ZM127 199V198H126ZM0 200H2V198H0ZM14 200V199H13ZM12 200V201H13ZM36 200V201H35ZM130 200H131V198H130ZM134 200V199H133ZM136 200V199H135ZM16 201V200H15ZM110 201L112 202L111 204H113V207L111 208L110 207V205H109V203H110ZM125 201V200H124ZM124 201H123V204H124ZM132 201V200H131ZM130 201V202H131ZM137 201H139V200H137ZM2 202V201H1ZM7 202V201H6ZM11 202V201H10ZM127 202H128V200H127ZM3 203H5L4 201H3ZM2 203V204H3ZM16 205L19 203H16V202H14ZM33 203V202H32ZM31 203V201H29V203L28 202H26V204H30V205H33V206H35L34 204H32ZM132 203V202H131ZM139 203H140V201H139ZM11 204H13L12 202H11ZM21 204V206H22V204L23 203H20ZM19 204V205H20ZM138 204V203H137ZM0 205H1V203H0ZM5 205V204H4ZM24 205V204H23ZM28 205H25L26 207L28 206ZM126 205V204H125ZM132 205V204H131ZM136 205V204H135ZM21 206L18 208L17 207V209H20L21 208ZM124 206V205H123ZM11 207V206H10ZM12 207H15L16 208V206H12ZM28 207H32V206H28ZM15 208H12L11 209V213H12V210L14 209L15 210ZM25 208V207H24ZM23 208V209H24ZM35 208V207H34ZM34 208H31V210H34ZM137 208V207H136ZM135 208V209H136ZM5 209H6V207H5ZM7 209L9 210V207H8V205H7ZM6 209V210H7ZM22 209V208H21ZM27 209V208H26ZM109 209V210H108ZM122 209V210H121ZM2 210H4V208L2 209ZM5 210V211H6ZM106 210V211H105ZM108 210V211H107ZM127 210V209H126ZM138 211H139V209H137ZM4 211V212H5ZM17 210H15V212H16ZM19 211V210H18ZM18 211H17V213H18ZM21 211H23V210H21ZM27 211H29V210H27ZM9 212V211H8ZM24 212H26V211H24ZM135 212H136V210H135ZM16 213V214H17ZM26 213H28V212H26ZM131 213H134L133 211H131ZM140 213V212H139ZM2 214H3V212H2ZM13 214V213H12ZM19 214V213H18ZM22 214V213H21ZM135 214V213H134ZM136 214H138V212H136ZM4 215V214H3ZM2 215V216H3ZM11 215V214H10ZM25 215L26 214H24V217H25ZM79 215H81L82 217H83V215L84 216H87V218H88V216L90 217V216H96V218H98V219H100V220H102L103 222H102V225H101V228H100V230L99 229H97L98 231H95V233L93 232H87L86 231V228L85 229H83V230H80V232L78 233L77 232V235L74 237V235H73V237H71V238H69V237H64V235L63 234H65V233H61L62 232V230H61V232H58V231H55L56 229H54V231H51V230H53L52 228H50L49 226H50V223L51 222H54L55 220L57 221L58 219H62V218H64V219H69L70 220V218L69 217H72V216H79ZM131 215V214H130ZM13 216V215H12ZM17 216V215H16ZM16 216H14L15 218H16ZM125 216H126V214H125ZM133 216V215H132ZM136 216V215H135ZM4 217H6V216H4ZM19 217V216H18ZM18 217H17V219H18ZM22 217V216H21ZM27 217H28V215H27ZM20 218V217H19ZM73 218V217H72ZM75 218V217H74ZM80 218V217H79ZM79 218H78V220H79ZM85 218V217H84ZM84 218H82L83 219V222L85 221L84 220ZM87 218H85V219H87ZM90 218H93L94 219V217H90ZM89 218V219H90ZM132 218V217H131ZM29 219V220H30ZM98 219H97V221H98ZM141 219V220H140ZM151 219V218H150ZM16 220V219H15ZM22 220V219H21ZM24 220V219H23ZM22 220V221H23ZM63 220V219H62ZM69 220H63V221H68L69 223L71 222L72 223V221H74V219L72 220V221H69ZM78 220H77V222H78ZM147 220V219H146ZM14 221V220H13ZM16 221H18V220H16ZM21 221V222H22ZM63 221H62V223H63ZM76 221V220H75ZM74 221V222H75ZM80 222L79 223H81V221L82 220H79ZM90 221H92V220H90ZM89 221V222H90ZM96 221V220H95ZM95 221H92V222H95ZM143 221V220H142ZM149 221V220H148ZM12 222V221H11ZM57 222H59V221H57ZM86 222H88V220L86 221ZM85 222V223H86ZM145 222V221H144ZM16 224H17V222H15ZM23 223H25L24 221H23ZM27 223H30V222H27ZM61 223V222H60ZM60 223H57V225H58V227L60 226V225H62V223L60 224ZM67 223V222H66ZM65 223V224H66ZM68 223V224H69ZM70 223V224H71ZM84 223V224H85ZM145 223H147V222H145ZM150 223V222H149ZM75 224V223H74ZM81 224H83V223H81ZM80 224V225H81ZM92 224V223H91ZM90 224V225H91ZM97 224V223H96ZM104 224H107V225H105L104 226ZM151 224V223H150ZM153 224H154V222H153ZM32 225V224H31ZM55 225V224H54ZM64 225V224H63ZM62 225V226H63ZM73 225V224H72ZM72 225H70V227H72ZM75 225H77V224H75ZM75 225H74V227H75ZM80 225H78V226H80ZM89 225V224H88ZM93 225V224H92ZM148 225V224H147ZM156 225V224H155ZM16 226V225H15ZM17 226H18V224H17ZM16 226V227H17ZM23 225H19L18 227H22ZM26 226V225H25ZM61 226V227H62ZM69 226V225H68ZM100 226V225H99ZM98 226V227H99ZM151 226V225H150ZM17 227V228H18ZM27 227H28V224H27ZM35 227H37V226H35ZM37 227V228H38ZM53 227V226H52ZM56 227V226H55ZM55 227H53V228H55ZM82 227V226H81ZM80 227V228H81ZM88 227H90V226H88ZM94 227H95V223H94ZM148 227V226H147ZM30 228V227H29ZM63 228V230H64V228L65 227H62ZM83 228V227H82ZM91 228V227H90ZM89 228V229H90ZM31 229V228H30ZM29 229V230H30ZM57 229H59V228H57ZM66 229V228H65ZM67 229H69V228H67ZM75 229V228H74ZM94 228H92V230H93ZM141 229V228H140ZM145 229V228H144ZM147 229V228H146ZM154 229V228H153ZM16 230V229H15ZM22 229L20 228V231H21ZM78 230V231H79ZM95 230V229H94ZM134 230V231H135ZM32 231V230H31ZM30 231V232H31ZM66 231V230H65ZM68 231V230H67ZM69 231H70V229H69ZM68 231V232H69ZM72 231V230H71ZM74 231V230H73ZM77 231V230H76ZM76 231H75V234H76ZM115 232H116V230H114ZM145 231V230H144ZM143 231V232H144ZM154 231V230H153ZM119 232V231H118ZM136 232V231H135ZM137 232H138V229H137ZM146 232V231H145ZM5 233V232H4ZM7 233V232H6ZM12 233H13V231H12ZM74 233V232H73ZM121 233V232H120ZM132 233V232H131ZM130 233V234H131ZM147 233V232H146ZM9 234V233H8ZM70 234V232L68 233V235ZM116 234V233H115ZM124 234V233H123ZM122 234V236H125V235H123ZM126 234H128V233H126ZM134 234V233H133ZM28 235V236H27ZM67 235V236H68ZM117 235V234H116ZM129 235V234H128ZM121 236V235H120ZM131 236H133V235H131ZM134 236H137V235H134ZM260 237H264V236H260ZM136 238V237H135ZM138 238V237H137ZM4 239V240H3ZM21 239H23V241H21ZM133 239V238H132ZM261 239V238H260ZM260 239H259V243H260ZM262 239H264V238H262ZM130 240V239H129ZM21 241V242H20ZM257 241V240H256ZM261 241H264V240H261ZM128 241H126V243H127ZM133 242H131L130 244H132ZM262 244H264V243H262ZM127 245V244H126ZM260 246V244H255V246L257 247V246ZM131 246V245H130ZM252 246V245H251ZM254 246V245H253ZM134 247V249H136L135 248V246H133ZM133 247H132V249H133ZM138 247V246H137ZM255 247H253L252 249H254ZM257 248H260V247H257ZM257 248H255V249H257ZM128 249H130L129 247H128ZM254 249V250H255ZM3 250V251H4ZM12 250V249H11ZM11 250H9V251H11ZM16 250L18 251V252H16ZM2 251V250H1ZM0 251V252H1ZM9 251H7V253L9 252ZM129 251V250H128ZM253 251V250H252ZM258 251V250H257ZM262 251V250H261ZM133 252V251H132ZM254 252V251H253ZM10 253V252H9ZM11 253H14L13 251L11 252ZM15 253H14V255H15ZM247 254H248V252H246ZM244 254L245 256L247 255V254ZM255 253V252H254ZM254 253H251L250 252V254H254ZM258 253H261L262 254V252H258ZM247 255L246 257H248V259H249V257L251 256V255ZM245 256H242V257H244V264H245V261L247 260V259H245ZM258 256H259V254H258ZM14 257V256H13ZM17 257H15L16 259H17ZM260 257V256H259ZM258 257V258H259ZM262 257V256H261ZM41 258V257H40ZM236 258V257H235ZM107 259H109L108 261H106ZM241 259V258H240ZM252 259V258H251ZM255 260V259H254ZM253 260V261H254ZM258 261H259V259H257ZM257 260H255V262L257 261ZM20 261V260H19ZM20 261V262H21ZM240 261V260H239ZM249 261V260H248ZM257 261V264L261 261H264V260H262V258H261V260L258 262ZM37 262V261H36ZM53 262V263H52ZM129 262H128V264H129ZM238 262V261H237ZM237 262H233V263H236L237 264ZM241 262V263H242ZM247 262V261H246ZM250 262V261H249ZM255 262H254V264H255ZM21 263H23V262H21ZM38 263H41V262H38ZM240 263V262H239ZM240 263V264H241ZM127 264V263H126ZM141 264V263H140ZM232 264V263H231ZM247 264V263H246ZM248 264H250V263H248ZM251 264H252V262H251ZM260 264V263H259Z\"/></svg>",
  "mask_w": 264,
  "mask_h": 264
},
{
  "label": "trees",
  "instance_id": "trees-1",
  "mask_svg": "<svg viewBox=\"0 0 264 264\" xmlns=\"http://www.w3.org/2000/svg\"><path fill=\"white\" fill-rule=\"evenodd\" d=\"M236 246H234L232 249H235ZM219 256H216V259L218 258Z\"/></svg>",
  "mask_w": 264,
  "mask_h": 264
}]
</instances>
